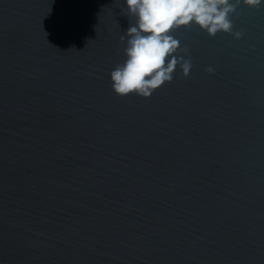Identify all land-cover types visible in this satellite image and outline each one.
Listing matches in <instances>:
<instances>
[{"label":"water","instance_id":"95a60500","mask_svg":"<svg viewBox=\"0 0 264 264\" xmlns=\"http://www.w3.org/2000/svg\"><path fill=\"white\" fill-rule=\"evenodd\" d=\"M230 2L142 97L123 0H0V264H264V3Z\"/></svg>","mask_w":264,"mask_h":264},{"label":"clouds","instance_id":"9594fccd","mask_svg":"<svg viewBox=\"0 0 264 264\" xmlns=\"http://www.w3.org/2000/svg\"><path fill=\"white\" fill-rule=\"evenodd\" d=\"M252 7L264 0H244ZM127 16L132 17L121 39L125 41L124 60L109 73L111 88L119 96L148 97L172 78L178 63L186 76L190 62L174 55L179 41L174 29L195 24L214 35L230 31L228 14L235 4L230 0H123ZM239 36V33H235Z\"/></svg>","mask_w":264,"mask_h":264}]
</instances>
